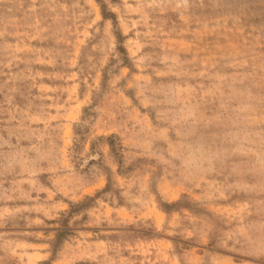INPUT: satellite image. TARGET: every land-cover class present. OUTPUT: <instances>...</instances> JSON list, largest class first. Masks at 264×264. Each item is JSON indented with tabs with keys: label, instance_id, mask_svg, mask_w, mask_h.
I'll return each instance as SVG.
<instances>
[{
	"label": "rangeland",
	"instance_id": "1",
	"mask_svg": "<svg viewBox=\"0 0 264 264\" xmlns=\"http://www.w3.org/2000/svg\"><path fill=\"white\" fill-rule=\"evenodd\" d=\"M0 264H264V0H0Z\"/></svg>",
	"mask_w": 264,
	"mask_h": 264
}]
</instances>
